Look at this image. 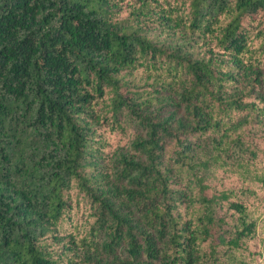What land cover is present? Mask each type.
I'll use <instances>...</instances> for the list:
<instances>
[{
	"label": "trees",
	"instance_id": "trees-1",
	"mask_svg": "<svg viewBox=\"0 0 264 264\" xmlns=\"http://www.w3.org/2000/svg\"><path fill=\"white\" fill-rule=\"evenodd\" d=\"M0 264H264V0H0Z\"/></svg>",
	"mask_w": 264,
	"mask_h": 264
}]
</instances>
